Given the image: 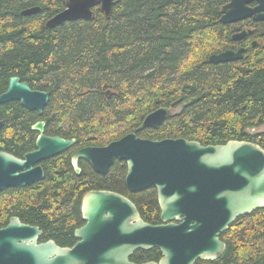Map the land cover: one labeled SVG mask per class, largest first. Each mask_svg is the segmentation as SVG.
Listing matches in <instances>:
<instances>
[{"label":"trees","instance_id":"16d2710c","mask_svg":"<svg viewBox=\"0 0 264 264\" xmlns=\"http://www.w3.org/2000/svg\"><path fill=\"white\" fill-rule=\"evenodd\" d=\"M226 1L114 0L107 20L96 6L92 19L47 28L45 22L65 8L66 0H0V94L11 76L49 93L41 113L17 100L0 104V151L22 157L35 149L38 131L32 126L38 121L44 122L46 135L76 140L40 162L41 179L0 190V228L16 216L41 229L39 242L72 246L75 230L85 223L82 198L90 190L120 193L145 222L159 224L156 188L131 192L124 161L115 159L101 174L80 159L77 173L72 155L135 131L147 113L161 106L178 109L138 136L182 137L202 145L249 141L264 149V130H257L264 125L262 26L253 33L257 44H247L242 58L209 60L241 45L231 39L240 27L220 21ZM33 6L40 10L22 14ZM219 237L223 253L194 264H264V207L238 216ZM160 257V249L152 247L135 250L130 260Z\"/></svg>","mask_w":264,"mask_h":264},{"label":"water","instance_id":"95a60500","mask_svg":"<svg viewBox=\"0 0 264 264\" xmlns=\"http://www.w3.org/2000/svg\"><path fill=\"white\" fill-rule=\"evenodd\" d=\"M253 1L255 7H249ZM113 3L114 0H66L65 8L50 17L45 27L92 19L96 6L107 20ZM39 10L33 6L22 14ZM247 18L264 21V0H229L221 8L220 21L224 24ZM249 34L251 30L245 28L231 39L239 41ZM256 44L252 42V46ZM244 51L243 47L226 49L211 54L209 60L234 61L242 58ZM48 98L47 91L32 89L20 77L11 76L0 94V104L17 100L23 107L41 113ZM175 112L173 107H158L143 117L135 131L105 145L82 147L72 155L77 173L80 159L101 174L115 159L124 161L125 184L131 192L156 188L159 224L145 222L134 203L120 193L90 190L82 198L85 223L75 230L76 242L72 246H59L51 239L39 242L41 229L14 216L0 228V264H194L197 259H217L225 249L220 233L238 216L264 207V149L249 141L202 145L182 137L155 140L137 135L142 129L157 127ZM2 126L0 120V130ZM44 126L43 121L32 126L38 131L35 149L22 157L0 151V190L41 179L44 171L40 162L75 144L74 138L46 135ZM152 247L161 251L158 261L130 260L135 250Z\"/></svg>","mask_w":264,"mask_h":264},{"label":"flooded vegetation","instance_id":"af4514ba","mask_svg":"<svg viewBox=\"0 0 264 264\" xmlns=\"http://www.w3.org/2000/svg\"><path fill=\"white\" fill-rule=\"evenodd\" d=\"M227 2H229V0H227L224 4H226ZM224 4H222V6H223ZM255 5H256V1H253V2H251V3L249 4V7H255ZM222 6H221V8H222ZM220 11H221V10H220ZM228 24H232V25L236 26L237 28H235V29H238V28L240 27L238 30H235V29H234L235 31H234L233 33H231V36H232L234 33L239 32V31H241V30H243V29H245V28H249V29L251 30V34H249L248 36L244 37L243 39L237 41V42H239L241 45L235 47V49H233V50H237V49L240 48V47L246 48L245 46H246L247 44L252 45V42H254V41H256V43H257L259 37H258V38H257V37L255 38V35H254L253 33H254V31H255V28H256L258 25H260V27L262 26V28H263V30H264V21H254L252 18H247V19L242 20V21H237V22L228 23Z\"/></svg>","mask_w":264,"mask_h":264},{"label":"rangeland","instance_id":"374dc122","mask_svg":"<svg viewBox=\"0 0 264 264\" xmlns=\"http://www.w3.org/2000/svg\"><path fill=\"white\" fill-rule=\"evenodd\" d=\"M178 108H176L177 110ZM257 130H264V125L260 126Z\"/></svg>","mask_w":264,"mask_h":264}]
</instances>
